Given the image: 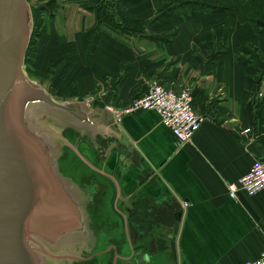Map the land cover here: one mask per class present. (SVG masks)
<instances>
[{
	"label": "crops",
	"instance_id": "1",
	"mask_svg": "<svg viewBox=\"0 0 264 264\" xmlns=\"http://www.w3.org/2000/svg\"><path fill=\"white\" fill-rule=\"evenodd\" d=\"M241 1L246 7L253 2ZM187 3H172L176 7L162 13L158 31L85 26L72 40L64 36L67 29L57 31L70 71L79 65V82L98 96L90 105L125 107L159 80L175 89L193 88L195 110L207 118L185 144L156 110L112 122L137 150L141 167L122 145L102 167L112 185L93 211L100 243L111 244L104 264L112 258L117 264H245L264 251V189L241 192L238 199L227 189L255 159L264 160V11L252 7L255 21H242L237 5L230 11L209 1L206 10L182 12ZM146 6L132 0L126 21L137 22ZM162 195L187 203L178 230L156 223L147 228L148 208Z\"/></svg>",
	"mask_w": 264,
	"mask_h": 264
},
{
	"label": "water",
	"instance_id": "2",
	"mask_svg": "<svg viewBox=\"0 0 264 264\" xmlns=\"http://www.w3.org/2000/svg\"><path fill=\"white\" fill-rule=\"evenodd\" d=\"M33 31L29 0H0V264H51L66 248L96 244L90 197L60 168L65 145L87 161L65 131L92 141L113 138L110 151L122 145L141 167L110 111L84 100H58L28 75ZM154 203L148 225L178 230L183 205L166 195Z\"/></svg>",
	"mask_w": 264,
	"mask_h": 264
},
{
	"label": "rangeland",
	"instance_id": "3",
	"mask_svg": "<svg viewBox=\"0 0 264 264\" xmlns=\"http://www.w3.org/2000/svg\"><path fill=\"white\" fill-rule=\"evenodd\" d=\"M51 1L29 0L33 11L34 26H40L41 36L37 42L36 55L33 59L28 58L25 70L32 79L46 87L56 99L61 101L89 99L94 105L93 103H98V96L95 93L88 94L79 82L81 80L79 65L75 71H70L71 68L68 65L70 57L65 56L68 52L67 47L59 43L61 38L59 39L60 34L57 31L67 29L64 36L72 40L78 36L77 30L80 27L87 26L93 30L96 28L111 29L115 27L111 15L117 17L122 23L136 25L139 28L149 27L158 31L161 26L162 13L178 0H144L145 3L146 1L149 3L150 7L146 6L145 11H140L141 19L135 23L126 21L130 11H128L127 4L132 0H55L53 9H50L48 7ZM134 2L138 6L143 3V0L140 2L134 0ZM175 7L173 6L171 10ZM78 16L82 23L79 25ZM98 36L99 34L93 36V40L95 41ZM93 40L92 43H94ZM192 90L194 92L193 88ZM67 161L65 162L67 168L73 164L71 167L73 171L78 172L81 169V160L75 154L68 155Z\"/></svg>",
	"mask_w": 264,
	"mask_h": 264
},
{
	"label": "built area",
	"instance_id": "4",
	"mask_svg": "<svg viewBox=\"0 0 264 264\" xmlns=\"http://www.w3.org/2000/svg\"><path fill=\"white\" fill-rule=\"evenodd\" d=\"M91 103V100H86ZM195 97L191 87L180 89L165 86L161 81L154 80L149 84L147 92L135 98L129 105L115 108L107 105L115 121H119L124 114L139 110H156L162 122L174 133L179 144L190 142L196 132L206 121L204 114L198 113L194 107ZM228 194L238 199L241 192L255 195L264 189V160L255 159L251 168L235 181L227 182ZM187 206V203L182 204ZM245 264H264V251L253 260Z\"/></svg>",
	"mask_w": 264,
	"mask_h": 264
},
{
	"label": "flooded vegetation",
	"instance_id": "5",
	"mask_svg": "<svg viewBox=\"0 0 264 264\" xmlns=\"http://www.w3.org/2000/svg\"><path fill=\"white\" fill-rule=\"evenodd\" d=\"M64 136L70 142L75 144L87 159V161L82 160L71 147L65 145L63 155L60 158V168L65 176L72 178V180L75 181L82 189H84L90 197L88 208L90 212V225L97 240L96 244L89 246L75 245L56 253V258L52 259L51 264H104L102 258L108 252L107 249L111 247V244L107 243L105 246H102L100 243L101 235L98 231V227L96 226L97 222L94 218L93 210L101 193L109 187V183L112 185L108 180V174H103L106 172L102 170V167L104 166L106 157L109 155V153L118 146L114 147L112 151H110L113 142L112 139L99 136L95 141H92L73 130L65 131ZM71 153L75 154L81 160V169L78 172L73 171L71 168L73 164L69 168L65 166V162H68L67 157L68 155L70 156ZM129 155L131 156V154ZM152 204L157 203L153 202ZM154 206L155 211L157 205ZM124 227L125 226H123V228ZM147 228L152 229V224L148 225L147 223ZM156 229L157 234L161 236L163 233V228L157 227ZM106 231V236H110L113 232L109 228ZM116 262L117 261L112 258L111 263H105L117 264Z\"/></svg>",
	"mask_w": 264,
	"mask_h": 264
},
{
	"label": "trees",
	"instance_id": "6",
	"mask_svg": "<svg viewBox=\"0 0 264 264\" xmlns=\"http://www.w3.org/2000/svg\"><path fill=\"white\" fill-rule=\"evenodd\" d=\"M199 1L202 2V4H199ZM209 1H215L219 3H224L226 8L230 11L234 10V6L237 5L236 9V16H238L242 21L245 20H252L255 21L257 15L251 14L249 11H254L253 9H250L254 7L256 9L257 14L262 13L264 11V1L263 0H253V2L249 6H244V2L241 0H187V4L181 7L182 12H192L193 11H199V10H206L208 6L206 5ZM235 3V4H234ZM55 0H52L49 3L48 8L54 7ZM255 13V12H254ZM111 20L116 28H120L122 30H130L133 32H137L139 30H142V28H139L136 25H130L128 23H122L120 22L117 17L114 15H111ZM38 27V28H37ZM41 36V28L40 26H34V31L31 37V42L26 54L25 63L28 61V58L33 59V56L36 55L37 50V42L39 37Z\"/></svg>",
	"mask_w": 264,
	"mask_h": 264
}]
</instances>
